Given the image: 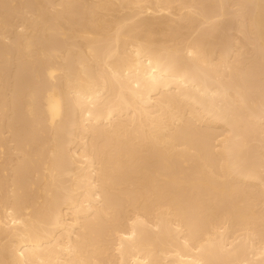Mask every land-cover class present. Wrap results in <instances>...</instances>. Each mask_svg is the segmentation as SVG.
Returning a JSON list of instances; mask_svg holds the SVG:
<instances>
[{"label":"bare ground","instance_id":"6f19581e","mask_svg":"<svg viewBox=\"0 0 264 264\" xmlns=\"http://www.w3.org/2000/svg\"><path fill=\"white\" fill-rule=\"evenodd\" d=\"M0 264H264V0H0Z\"/></svg>","mask_w":264,"mask_h":264},{"label":"rangeland","instance_id":"374dc122","mask_svg":"<svg viewBox=\"0 0 264 264\" xmlns=\"http://www.w3.org/2000/svg\"><path fill=\"white\" fill-rule=\"evenodd\" d=\"M232 8H233V7H232ZM232 8L230 9V11H229V12H231V11H232ZM232 19H233V18H232ZM232 19H231V20H232ZM227 22H228V21L226 20V23H227ZM229 23H230V22H229ZM229 23H228V24H229ZM231 23H232V22H231ZM231 23H230V24H231ZM234 24H235V23H234ZM234 24H233V25H234ZM233 25H231V26L233 27ZM225 26H226V25H225ZM231 26H230V27H231ZM232 27H231V28H232ZM231 28H230V29H231ZM227 29H228V28H227ZM231 30H232V29H231ZM231 30H230V31H229V30H227V31L230 33V32H231ZM231 33H232V32H231ZM233 33H234V31H233ZM237 34H238V33H236V36H237ZM231 35H232V34H231ZM236 41L238 42V40H236ZM243 45H244L243 47H245V51H246V49H247V48H246V47H247V45H246V44H243ZM245 45H246V46H245ZM248 48H250V46H249ZM243 50H244V49H243ZM250 51H251V50L249 49V53H250ZM246 52H247V51H246Z\"/></svg>","mask_w":264,"mask_h":264}]
</instances>
